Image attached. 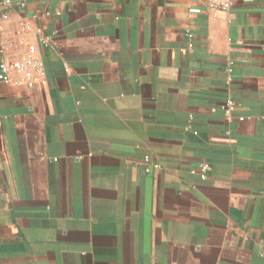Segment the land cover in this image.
<instances>
[{
    "label": "crops",
    "instance_id": "obj_1",
    "mask_svg": "<svg viewBox=\"0 0 264 264\" xmlns=\"http://www.w3.org/2000/svg\"><path fill=\"white\" fill-rule=\"evenodd\" d=\"M11 1L0 264H264V0Z\"/></svg>",
    "mask_w": 264,
    "mask_h": 264
},
{
    "label": "built area",
    "instance_id": "obj_2",
    "mask_svg": "<svg viewBox=\"0 0 264 264\" xmlns=\"http://www.w3.org/2000/svg\"><path fill=\"white\" fill-rule=\"evenodd\" d=\"M19 6H24L23 2L18 3ZM208 7L213 10L228 11L231 7L230 2H222L220 0H207ZM14 5L11 0H0V8L9 9ZM2 18H6V13L1 14ZM9 46L13 44L9 43ZM42 63L35 57V48L29 47L26 54H24L19 60L10 61L3 58L0 63V81L4 83L10 82V75L12 72H26L29 70H42ZM32 85V82H28ZM234 111V106L230 103L225 105L226 114L230 115ZM210 170L207 164H202L199 168L201 178H205L206 173Z\"/></svg>",
    "mask_w": 264,
    "mask_h": 264
}]
</instances>
